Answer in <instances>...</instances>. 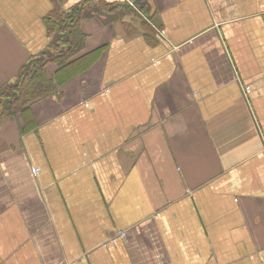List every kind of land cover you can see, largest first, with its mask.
<instances>
[{"label":"crops","instance_id":"obj_1","mask_svg":"<svg viewBox=\"0 0 264 264\" xmlns=\"http://www.w3.org/2000/svg\"><path fill=\"white\" fill-rule=\"evenodd\" d=\"M77 6L99 54L1 122L0 264H264V0H0V87Z\"/></svg>","mask_w":264,"mask_h":264},{"label":"trees","instance_id":"obj_2","mask_svg":"<svg viewBox=\"0 0 264 264\" xmlns=\"http://www.w3.org/2000/svg\"><path fill=\"white\" fill-rule=\"evenodd\" d=\"M148 1L134 0V4L143 13L147 11ZM82 17L83 7L77 6L68 11L56 7L44 19L51 37L48 46L22 66L13 82L0 87V127L2 120L25 114L35 101L57 94L56 83L77 75L99 54L101 49L78 57L86 40L79 27ZM48 62L57 64V82L45 73L44 67Z\"/></svg>","mask_w":264,"mask_h":264},{"label":"built area","instance_id":"obj_3","mask_svg":"<svg viewBox=\"0 0 264 264\" xmlns=\"http://www.w3.org/2000/svg\"><path fill=\"white\" fill-rule=\"evenodd\" d=\"M245 91H246V92L249 91V88L246 87V88H245ZM85 106H87V105L85 104ZM37 174H38V170H37V169L32 170V175H33V176H37ZM125 237H126L125 232H122V231H121V232H117L114 236L108 238V239L105 241V243L103 244V247H107V246L113 244V243L115 242L116 238H119V239H121V240H124Z\"/></svg>","mask_w":264,"mask_h":264}]
</instances>
